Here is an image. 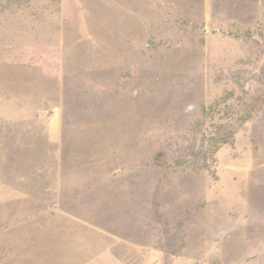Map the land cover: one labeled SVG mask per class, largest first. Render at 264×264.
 I'll use <instances>...</instances> for the list:
<instances>
[{
  "label": "rangeland",
  "instance_id": "374dc122",
  "mask_svg": "<svg viewBox=\"0 0 264 264\" xmlns=\"http://www.w3.org/2000/svg\"><path fill=\"white\" fill-rule=\"evenodd\" d=\"M245 95L264 0H0V264H264V105L180 165Z\"/></svg>",
  "mask_w": 264,
  "mask_h": 264
},
{
  "label": "trees",
  "instance_id": "16d2710c",
  "mask_svg": "<svg viewBox=\"0 0 264 264\" xmlns=\"http://www.w3.org/2000/svg\"><path fill=\"white\" fill-rule=\"evenodd\" d=\"M226 98L203 108L204 117L195 124V135L193 136L187 152L180 165L191 167L195 171H202L207 167L210 154L218 151L219 147L231 143L235 137L234 121L245 123L251 118V113L255 108L264 105V96L250 95L235 104H227ZM244 107V108H243ZM243 117L236 118V114ZM240 116V115H239ZM181 159V158H180Z\"/></svg>",
  "mask_w": 264,
  "mask_h": 264
}]
</instances>
